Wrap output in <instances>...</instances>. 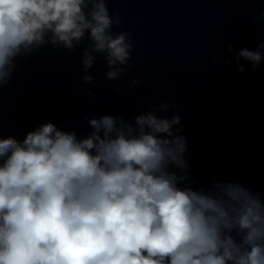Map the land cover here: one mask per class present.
<instances>
[{
    "label": "clouds",
    "instance_id": "obj_1",
    "mask_svg": "<svg viewBox=\"0 0 264 264\" xmlns=\"http://www.w3.org/2000/svg\"><path fill=\"white\" fill-rule=\"evenodd\" d=\"M108 3L0 0V89L18 58L46 45L83 44V71L99 55L106 79L127 75L132 34L113 31L123 22ZM228 51L241 73V58L253 69L264 61V43ZM171 107L153 106L134 122L86 116L84 138L52 122L22 141L0 137V264H264V195L233 182L194 190L182 119L157 115Z\"/></svg>",
    "mask_w": 264,
    "mask_h": 264
}]
</instances>
